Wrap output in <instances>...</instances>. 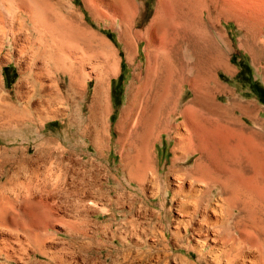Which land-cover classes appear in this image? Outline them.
<instances>
[{
    "label": "rangeland",
    "instance_id": "374dc122",
    "mask_svg": "<svg viewBox=\"0 0 264 264\" xmlns=\"http://www.w3.org/2000/svg\"><path fill=\"white\" fill-rule=\"evenodd\" d=\"M114 1L117 0L109 3ZM122 1L124 6L130 2ZM133 2L137 12L133 30L142 34L156 3ZM200 4L195 13L187 16L183 8L177 14L179 27L181 23L180 28L188 27L189 36L185 31L174 46L170 44V34L157 36L162 47L151 48L160 55H154L157 62L160 60L155 64L153 55L150 63L146 61L144 40L134 42L135 55L128 62L118 35L119 23L100 21L102 13L111 14V8L98 5V10L93 11L85 8L81 0H15L14 22L19 24L22 20L24 28L17 30L13 39L8 33L0 36V264L218 263L209 249L201 254L200 248L206 243L201 242L203 239L191 230L177 228L181 209L192 210V188L201 190V182L190 177L196 155L183 154L176 145L191 126L201 131L208 126L190 123L187 112V127L176 118L184 106L213 117L216 105H231L237 121L224 116L221 119L245 134L257 128L258 141L241 136L238 146L244 161L258 163L255 166L264 171V131L249 120L264 122V34L256 36L259 27L245 30L231 19L218 23L222 14L213 9L214 5ZM204 30L212 33L221 53L205 42ZM217 31L222 38L216 35ZM91 70L94 72L89 74ZM95 74L103 78L98 85L101 89L95 83ZM161 82L171 88L173 111L155 117L158 123L153 119L143 123L140 112L144 107L150 111L155 106ZM123 110L131 114L127 121ZM121 116L124 122L119 121ZM144 131L150 134L144 135ZM262 175L255 179L258 184L254 182L257 191L264 186ZM178 178L184 183L182 191H178ZM238 180L232 194L234 205L238 211L257 214L259 225L264 222V193L259 194L264 187L252 193L249 190H254V186L248 190L253 185L251 180ZM214 184L220 188V184ZM7 201L11 204L7 205ZM243 220L244 217L241 223ZM209 221L215 222L211 218ZM240 230L245 235L250 232L248 228ZM246 242L242 246L247 247ZM210 245L208 242L206 247ZM261 248L264 254V244ZM251 252L258 259L257 253ZM220 259V264H224ZM239 261L240 258L236 263Z\"/></svg>",
    "mask_w": 264,
    "mask_h": 264
},
{
    "label": "bare ground",
    "instance_id": "6f19581e",
    "mask_svg": "<svg viewBox=\"0 0 264 264\" xmlns=\"http://www.w3.org/2000/svg\"><path fill=\"white\" fill-rule=\"evenodd\" d=\"M29 2V0H27ZM111 0H81L83 6L85 8H89V9H93L94 10H98V5L103 6L104 8H111V14L107 15L105 12L104 14L102 13V19H100V21H109L111 22V24L113 25L114 23L118 24L120 26V30H119V38L121 43L123 44L124 47V51L126 54V59H128V62L130 61L131 63V59L134 58L135 55V48H134V42L139 43L140 41L144 40L145 41V53H146V61H150V59L152 58L151 56L154 55L156 56V58L160 55L155 54L154 52H152L151 48H154L155 46H159L160 48L162 47L161 43H157V36L161 35H171L172 38L170 39V44L171 46H174V43H176L177 39L181 36V34L183 35L184 32L185 34L188 32L186 28H180L179 27V22H178V16L177 14L179 12H181L183 10V8H185L187 10V16L188 14L191 13H195L196 12V8L197 5H199L200 3L203 4V7L205 4H210L211 6L214 5L213 9H217V12H219V14H222L219 18H218V23H220L223 19L225 21V19L229 20L231 19L232 21H235L240 27H243V29L245 28V30H252V28L255 27V29L257 30V27H259L258 29V34L256 36H260L262 33L264 34V0H154V2L156 3L154 7V14L151 18V20L149 21V24H147V28L146 31L142 34H138L137 32H135L133 30V27L135 25L136 22V17H137V12H136V5L133 2V0H130L129 4H126L124 6L123 1L122 0H117L114 1V3L110 4ZM113 1V0H112ZM20 2V1H19ZM37 2V1H36ZM126 2V1H125ZM21 3V2H20ZM19 4V3H18ZM30 4V3H29ZM41 4V3H40ZM31 5V4H30ZM61 5V4H59ZM201 5V4H200ZM199 5V6H200ZM13 6L11 5L9 6V10L13 11ZM29 6V5H28ZM33 6V5H32ZM41 6V5H40ZM198 6V7H199ZM19 7V6H17ZM201 7V6H200ZM29 8H33V7H29ZM207 8V6H206ZM21 9V7H20ZM37 9V8H36ZM88 9V10H89ZM209 9V8H208ZM33 10V9H32ZM207 10V9H205ZM208 11V10H207ZM212 11V10H209ZM214 11V10H213ZM33 12V11H32ZM37 12V11H36ZM73 12V11H72ZM31 13V12H30ZM41 13V12H40ZM40 13L38 14V17L40 15ZM202 13V12H201ZM200 13V15H202ZM33 14V13H31ZM35 14V13H34ZM184 15V13H182ZM185 14V15H186ZM198 14V13H197ZM204 14V11H203ZM210 14V13H209ZM36 15V14H35ZM34 15V16H35ZM42 15V14H41ZM74 16V14H72ZM194 15V14H193ZM46 16V15H45ZM180 16V15H179ZM182 16V15H181ZM192 16V15H191ZM195 16V15H194ZM29 17V16H28ZM37 17V18H38ZM41 17V16H40ZM76 17V16H75ZM211 17L212 16H208ZM215 17V16H214ZM0 18H3L2 14H0ZM20 18V17H19ZM18 18V19H19ZM31 18V17H30ZM36 18V17H35ZM51 18V17H50ZM150 18V17H149ZM33 19V18H32ZM79 19V18H78ZM180 19V17H179ZM185 19V18H184ZM196 19V18H195ZM256 19V21H255ZM15 20H17L15 18ZM24 20V19H23ZM46 20V19H45ZM49 20V19H47ZM191 20V19H190ZM214 20V19H213ZM252 20V21H251ZM254 20V22H253ZM19 21V20H17ZM51 21V20H49ZM194 21V20H193ZM192 21V23H193ZM210 21V20H209ZM36 22V21H35ZM97 22V21H96ZM186 22V21H185ZM195 22V21H194ZM197 22V21H196ZM251 23V25H249L248 23ZM24 22H22V20L19 21V24L14 22V18L11 21H8L7 19H5V24L7 27L10 28V31L8 32L9 37H11L12 39L14 37H16V31H22L24 28L23 25ZM191 23V22H190ZM211 24V26L215 27L214 24H212L211 22H209ZM215 23V20H214ZM187 24V23H185ZM205 24V23H204ZM26 25V24H25ZM53 25V24H52ZM115 25V24H114ZM188 25V24H187ZM191 25V24H190ZM188 25V26H190ZM206 25V24H205ZM244 25V26H243ZM254 26V27H253ZM206 29V28H205ZM244 30V32H245ZM205 35H204V39L205 42L210 43V45H212V47H214L215 50H217L218 52H222L221 49L218 47V45L216 44L217 40L213 39V35H211L212 33L209 31H205ZM249 32V31H248ZM256 32V31H255ZM203 33V32H202ZM253 33V32H252ZM249 32V34H252ZM26 34V33H25ZM199 34V33H198ZM254 34V35H255ZM7 35V36H8ZM187 35L189 36V34L187 33ZM186 35V36H187ZM217 36H220L222 38V34L220 32H216ZM253 35V34H252ZM19 36V35H18ZM255 36V37H256ZM4 37V36H3ZM51 37V36H50ZM247 37V36H246ZM191 38V37H190ZM8 39V38H7ZM11 39V40H12ZM219 39V37H218ZM16 40V39H15ZM220 40V39H219ZM93 41V40H92ZM183 40H181L182 43ZM202 41V40H201ZM200 41V42H201ZM204 41V40H203ZM222 41V39H221ZM98 42V41H97ZM198 42V41H196ZM262 44L264 43V40L262 41ZM13 43V42H12ZM180 43V44H181ZM204 43V42H203ZM224 43V42H223ZM48 44V43H47ZM255 44V43H254ZM98 45V44H97ZM201 45V44H200ZM78 46V45H76ZM86 46V44H85ZM166 46V45H164ZM170 46V45H168ZM203 46V44H202ZM208 46V45H207ZM228 46V45H227ZM247 46V45H246ZM14 47V46H13ZM87 47V46H86ZM253 47V46H252ZM81 47H79L80 49ZM90 48V47H87ZM186 48V47H185ZM259 48V47H258ZM82 49V48H81ZM85 49V48H84ZM82 49V50H84ZM92 49V48H91ZM143 49V51H144ZM167 49V48H166ZM187 49V48H186ZM86 50V49H85ZM207 50V49H206ZM253 50V49H252ZM76 51V48L75 50ZM92 51V50H91ZM196 51V50H195ZM258 51V49H257ZM212 52V51H211ZM77 53V52H75ZM108 53V52H107ZM203 53V52H202ZM258 53V52H257ZM83 54V53H82ZM95 54V53H93ZM261 54V53H260ZM92 55V54H91ZM116 55V54H115ZM163 55V54H162ZM201 55V54H200ZM220 55V54H219ZM258 55V54H257ZM33 56V55H32ZM87 56V55H85ZM202 56V55H201ZM215 56V54H214ZM213 56V57H214ZM89 57V55H88ZM208 57V56H207ZM217 57V56H216ZM90 58V57H89ZM155 58V59H156ZM211 58V57H210ZM116 59V58H115ZM130 59V60H129ZM204 59V58H203ZM212 59V58H211ZM35 60V59H34ZM103 60V59H102ZM158 59L154 60L153 63H158L157 62ZM213 60V59H212ZM216 60V59H215ZM91 61V60H90ZM117 61V60H116ZM209 61V60H208ZM76 62V61H75ZM151 62V61H150ZM149 62V63H150ZM205 62V61H204ZM215 62V61H214ZM221 62V61H220ZM79 63V62H77ZM104 63V62H103ZM216 63V62H215ZM215 63L212 62V64L216 65ZM64 64V63H63ZM106 64V63H105ZM162 64V63H161ZM227 64V63H226ZM71 65V64H70ZM148 66V64H146ZM208 65V64H207ZM210 65V64H209ZM63 66V65H62ZM79 66V65H78ZM102 66V65H101ZM155 66V65H154ZM157 66L159 67V64H157ZM217 66V65H216ZM225 66V65H224ZM69 67V65H68ZM103 67V66H102ZM105 67V66H104ZM110 67V66H109ZM70 68V67H69ZM226 68V66H225ZM44 69V68H43ZM66 69V68H65ZM104 69V68H103ZM111 69V68H110ZM227 69V68H226ZM31 70V69H30ZM72 70V68H71ZM94 70V69H93ZM91 70V72H89V74H92L94 71ZM107 70V69H106ZM229 70V67L227 69V71ZM68 71V70H66ZM48 72V71H47ZM58 72V71H57ZM116 72V71H115ZM206 72V71H205ZM208 72V71H207ZM49 73V72H48ZM68 73V72H67ZM84 73V72H83ZM108 73V72H107ZM112 73V72H111ZM203 73V72H202ZM228 73V72H227ZM30 74V73H29ZM23 75V74H22ZM85 76V74H84ZM90 76V75H89ZM88 76V78H89ZM95 83L97 86L101 83L102 80H100V78L95 74ZM208 76V75H207ZM52 77V76H51ZM70 77V75H69ZM201 77V76H200ZM41 78V77H40ZM85 78V77H84ZM107 78V76L105 77ZM168 78V77H167ZM206 78V77H205ZM208 78V77H207ZM48 79V78H47ZM52 79V78H51ZM103 79V78H101ZM166 79V78H165ZM188 79V78H187ZM212 79V78H211ZM213 80V79H212ZM189 81V80H188ZM216 81V80H215ZM34 82V81H33ZM106 82V81H105ZM145 82V81H144ZM143 81L141 82V87H143ZM174 82V81H173ZM183 82V81H182ZM193 82V81H192ZM195 82V81H194ZM214 82V81H213ZM27 83V82H26ZM53 83V82H52ZM73 83V82H72ZM172 83V82H171ZM74 84V83H73ZM160 84V90H156V104L153 108H151L150 111L147 110V108H142V111L140 112V116H141V120L144 121L146 119H153V121L155 119V117L159 116L160 114H163V112H165V114H167V112H172L173 111V104H171L170 102V94H171V88L170 86L167 84L164 85V82L159 83ZM177 84H178V80H177ZM46 85V84H45ZM55 85V84H54ZM57 85V84H56ZM76 86L80 87L79 84H75ZM35 86V84H34ZM69 86V85H68ZM100 86V85H99ZM98 86V87H99ZM196 86V85H195ZM52 87V86H51ZM50 87V89H51ZM35 88V87H34ZM46 88V87H45ZM48 88V87H47ZM46 88V89H47ZM56 88V86H55ZM100 88V87H99ZM54 88H52L53 90ZM74 89V88H73ZM79 89V88H78ZM97 89V88H96ZM101 89V88H100ZM99 89V90H100ZM218 89V88H217ZM38 90V89H37ZM131 91V88L129 89ZM36 91V89H35ZM54 93H57V91L54 89L53 90ZM56 91V92H55ZM139 91H141L139 89ZM176 91V90H175ZM206 91V90H205ZM32 92V90H31ZM38 92V91H37ZM51 92V91H50ZM97 91H95L94 93L96 94ZM100 92V91H99ZM22 93V92H21ZM44 93V92H43ZM93 93V95H95ZM32 94V93H30ZM38 94V93H37ZM41 94V93H40ZM60 94V92H59ZM28 95V94H27ZM47 95V93H46ZM50 95V94H49ZM56 95V94H55ZM58 95V94H57ZM80 95V94H79ZM29 96V95H28ZM51 96V95H50ZM100 96V95H99ZM30 97V96H29ZM33 97V96H32ZM49 97V96H48ZM53 97V96H52ZM57 97V96H56ZM40 98V95H39ZM50 98V97H49ZM60 98V97H59ZM48 99V98H47ZM57 100V99H56ZM29 101V100H28ZM50 101V100H49ZM104 101V100H103ZM47 102V101H46ZM45 102V103H46ZM52 101H50L51 103ZM63 102V101H62ZM49 103V104H50ZM53 103V102H52ZM55 103V102H54ZM72 104V103H71ZM184 104V103H183ZM182 104V105H183ZM93 105V104H92ZM136 106V104H133ZM187 105V104H186ZM233 105V104H232ZM236 105V104H235ZM103 106V105H102ZM184 106V105H183ZM213 108V117L211 116H205L203 115V113L200 110H196L193 108H183L182 113L178 112L179 114L177 115V120L180 119V122H182V125L187 127V122L188 120V116H190L191 121L190 123L193 124H197V125H201V126H208L207 128H205V130L201 131L198 129H195L193 126H191L189 129H187V132L185 134V136L181 137L178 141V144L176 145V148L181 150L183 154H187L192 152L193 155H196V160L194 161V165H193V172L191 174V178L192 180H196V181H200L202 184H204V186L201 185V190L199 189H193L192 188V192L195 194L194 195V200L192 203V210L190 211H185L182 210L181 211L183 213L180 212V219L177 221L178 225L177 228L179 227H183V229L185 230V232H187L188 230H191V232L193 233V235L197 236V238H201V240L203 239V241L201 242H206L204 245L205 246H201L200 248V252L201 254H203V252L205 251V249H209L207 250L210 254H213L214 259L218 262L217 264H220L221 259L223 258V261L225 262L224 264H237L236 261L240 258V261L238 264H264V254H263V250H262V246L264 244V222H260V224L258 225L257 220H256V215L250 211H238L237 208L234 205V195H232L235 191H236V184L238 183L240 180L238 179H246L248 180L247 182H249L250 180L253 182L252 186L248 187L249 189H252V187L256 184H258L259 182H255V179L258 178V176L262 175V173L264 172L262 170V167L260 166L261 169L258 168V164L257 166H255V164L251 163V162H247L244 161L242 159V154L240 153L239 150V137L243 136L245 137V139H249V140H259V135L256 131H249L247 132V134H245L244 132H240L239 130H237L236 128L230 126L229 121L227 122H223V120L221 119L222 116L227 117L232 120H236L235 117H233L231 108V105H227L225 107L223 106H218ZM234 106V105H233ZM22 107V106H21ZM52 106H50L51 108ZM57 107V106H56ZM60 107V106H58ZM91 107V106H90ZM139 107V106H138ZM187 107V106H186ZM141 108V107H139ZM103 109V108H102ZM129 109V108H128ZM52 110V109H51ZM54 110V109H53ZM52 110V111H53ZM65 110V109H64ZM48 111V110H47ZM51 111V112H52ZM55 111V110H54ZM72 111V110H71ZM101 111V110H100ZM124 111V110H123ZM128 111V110H127ZM131 111V110H129ZM128 111V112H129ZM139 112V109H138ZM188 116H187V113ZM252 112V111H251ZM61 113V112H60ZM125 113V111H124ZM124 113L122 112V115H124ZM174 113V112H173ZM53 114V113H52ZM101 114V113H100ZM107 114V113H106ZM126 114V113H125ZM133 114V113H132ZM139 114V113H138ZM59 115V114H58ZM90 115V114H89ZM127 115V114H126ZM129 115V113H128ZM128 115L126 116V121L130 118H128ZM131 115V114H130ZM129 115V116H130ZM28 116V115H27ZM56 116V115H55ZM92 116V115H91ZM164 116V115H163ZM166 116V115H165ZM51 117V116H50ZM89 117V116H88ZM94 117V116H93ZM122 117V116H121ZM137 117V114L136 116ZM161 117V116H160ZM176 117V116H175ZM45 118V117H44ZM96 118V117H95ZM124 117L120 118V120H122ZM133 118V117H132ZM167 118V117H166ZM125 119V118H124ZM165 119V118H164ZM46 120V119H45ZM90 120V119H89ZM101 120V119H100ZM162 120V119H161ZM249 120H251L253 123H258L259 128H261L262 131H264V122H258L256 119L254 118H250ZM91 121V120H90ZM118 121V122H119ZM123 121V120H122ZM134 121V120H133ZM140 121V120H139ZM231 121V120H230ZM237 121V120H236ZM72 122V121H71ZM100 122V121H98ZM124 122V121H123ZM122 122V123H123ZM127 123V122H126ZM129 123V122H128ZM133 123V122H132ZM143 123H146L145 121ZM142 123V124H143ZM156 123H158L156 121ZM236 123V122H235ZM12 124V123H10ZM87 124V123H86ZM119 124V123H118ZM125 124V123H124ZM140 124V125H142ZM149 124V123H148ZM150 124H152V126L154 127V124L151 122ZM149 124V125H150ZM172 124V122H171ZM180 124V123H179ZM17 125V124H16ZM96 125V124H95ZM101 125V124H100ZM126 125V124H125ZM146 125V124H145ZM168 125V123H167ZM15 126V124H14ZM42 126V125H41ZM135 126V125H134ZM133 126V127H134ZM143 126V125H142ZM142 126H140L142 128ZM150 126V127H152ZM162 126V123L161 125ZM182 126V127H183ZM25 127V126H23ZM36 127V126H35ZM105 127V126H104ZM107 127V126H106ZM117 127V125H116ZM120 127V126H118ZM122 127V126H121ZM128 127V126H127ZM147 127V126H145ZM152 127V128H153ZM157 127V126H155ZM168 127V126H166ZM185 127H183L185 129ZM193 127V128H192ZM18 128V127H17ZM160 128V127H159ZM164 128V126L162 127ZM161 128V129H162ZM201 128V127H200ZM242 128V127H241ZM250 128V127H249ZM258 128V129H259ZM6 129V128H5ZM8 129V128H7ZM85 129V128H84ZM122 129V128H121ZM143 129V128H142ZM151 131V128H148ZM148 129L146 131H148ZM158 129V128H157ZM157 129H155V132L157 131ZM246 129V128H245ZM2 130V129H1ZM87 130V129H86ZM118 130V129H117ZM138 130V128H137ZM145 130V129H144ZM153 130V129H152ZM168 130V129H166ZM247 130V129H246ZM244 130V131H246ZM129 131H131V129H129ZM128 131L127 134H129L130 132ZM146 131L142 132L146 133ZM148 131V132H150ZM186 131V130H185ZM123 132V131H122ZM136 132V131H135ZM152 132V131H151ZM154 132V134H155ZM157 132H161L160 129H158ZM164 132V131H162ZM29 133V132H28ZM132 133V132H131ZM131 133L129 134L131 136ZM138 133V132H137ZM141 133V132H140ZM185 133V132H184ZM5 134V133H4ZM10 134V133H9ZM82 134V133H81ZM147 135H149L150 133H146ZM183 134V133H182ZM128 135V136H129ZM143 135V136H144ZM146 135V136H147ZM174 135V134H173ZM261 135V134H260ZM91 137V136H90ZM122 137V136H121ZM133 137V136H132ZM131 137V138H132ZM141 137V135H140ZM145 137V136H144ZM152 137V133L149 137H147L149 140V138ZM154 137V136H153ZM142 138V137H141ZM126 139V138H125ZM135 139V138H134ZM30 140V139H29ZM94 140V139H93ZM107 140V139H106ZM121 140V139H120ZM120 140H118L119 142H121ZM129 140V139H128ZM143 140V139H141ZM145 141H147L146 139H144ZM151 140V139H150ZM115 141V142H118ZM131 141V140H130ZM137 141V140H136ZM262 141V140H261ZM263 142V141H262ZM130 145L131 143L128 142ZM137 143V142H136ZM144 143V142H143ZM147 144V143H146ZM92 145V144H91ZM263 145V144H262ZM141 146V145H140ZM148 146V145H147ZM13 147V146H12ZM132 147V146H131ZM130 147V148H131ZM137 147V146H136ZM175 147V146H173ZM263 147V146H262ZM135 148V147H134ZM140 148V147H139ZM142 148H144L142 146ZM175 148V150H176ZM249 148V147H248ZM43 149V148H42ZM137 149V148H136ZM173 149V148H172ZM4 150V149H3ZM178 150V151H179ZM262 150V149H261ZM264 150V149H263ZM262 150V151H263ZM180 151V152H181ZM250 151V150H249ZM119 152V151H118ZM174 152V150H173ZM243 152V151H242ZM254 152V151H253ZM44 153V152H43ZM245 153V152H244ZM243 153V154H244ZM39 154V153H38ZM127 154L129 155V153L127 152ZM181 154V153H180ZM182 154V155H183ZM191 154V153H190ZM262 154V152L260 153ZM148 155V154H147ZM146 155V157H147ZM4 156V155H3ZM11 156V155H10ZM133 156V155H131ZM137 156V155H135ZM244 156V155H243ZM264 156V155H263ZM263 156H261L263 158ZM22 157V155H21ZM42 157V156H41ZM128 157V156H126ZM142 157V156H141ZM176 157V155H175ZM4 158V157H3ZM178 158V156H177ZM177 158H175L174 160L177 161ZM132 159V158H131ZM182 159V158H181ZM180 159V160H181ZM10 160V159H9ZM12 160V159H11ZM10 160V161H11ZM133 160V159H132ZM254 160V159H253ZM52 161V160H50ZM135 161V160H133ZM179 161V160H178ZM20 162V161H19ZM144 162V161H143ZM141 160V163H143ZM175 162V161H173ZM172 162V163H173ZM182 162V161H181ZM255 162V161H254ZM262 162V161H261ZM11 163V162H10ZM24 163V162H23ZM127 163V162H126ZM139 162V164H141ZM176 163V162H175ZM15 164V163H14ZM20 164V163H19ZM22 164V163H21ZM25 164V163H24ZM132 164H134L132 162ZM11 165V164H10ZM129 165V164H128ZM143 165V164H142ZM141 165V166H142ZM264 165V164H263ZM130 166V165H129ZM133 166V165H132ZM135 166V164H134ZM150 166V165H149ZM26 167V166H25ZM127 167V166H125ZM132 168V167H131ZM144 168V167H143ZM142 168V169H143ZM173 168V167H172ZM186 168V167H185ZM264 168V167H263ZM13 169V168H12ZM146 169V168H145ZM20 170V169H19ZM140 170V169H139ZM185 170V169H184ZM17 171V170H16ZM144 171V170H143ZM263 171V172H262ZM20 172V171H19ZM22 172V171H21ZM186 172V170H185ZM262 172V173H261ZM13 173V172H12ZM151 173V172H150ZM177 173V172H176ZM181 173V172H180ZM14 174V173H13ZM18 174V173H17ZM153 174V173H152ZM264 174V173H263ZM128 175V174H127ZM146 175V174H145ZM9 176V175H8ZM188 176V177H189ZM264 175H262L263 177ZM16 177V176H15ZM133 177V176H132ZM186 175V178H188ZM189 177V178H190ZM261 177V178H262ZM180 178V177H179ZM178 178V180H179ZM185 178V179H186ZM9 179V178H8ZM16 180V179H15ZM176 181L179 185L178 187V191H182V186L184 185L183 181L180 179L179 181ZM191 180V181H192ZM261 180V179H260ZM263 180V179H262ZM12 181V179H11ZM189 182V181H187ZM254 182L256 184H254ZM12 182H9V184ZM194 183V182H192ZM214 183L220 184V188L215 186ZM241 183V182H240ZM246 183V182H245ZM16 184V181H15ZM31 184V183H30ZM242 184V183H241ZM262 184H264L262 182ZM6 185V184H5ZM11 185V184H10ZM26 185V184H25ZM29 185V184H28ZM190 185V184H189ZM198 185V186H200ZM240 185V184H238ZM249 185V184H248ZM247 185V186H248ZM9 186V185H8ZM16 186V185H15ZM31 186V185H30ZM263 186V185H262ZM259 186L258 191L261 189ZM1 187V186H0ZM5 186H3L4 188ZM17 187V186H16ZM191 187V185H190ZM203 187V188H202ZM245 187V186H244ZM256 187H258L256 185ZM255 187L254 190H249V192H254L257 191V188ZM264 187V186H263ZM262 187V188H263ZM6 188V187H5ZM11 188V187H10ZM18 188V187H17ZM27 188V187H26ZM29 188V187H28ZM27 188V189H28ZM239 188V187H238ZM241 188V186H240ZM246 188V187H245ZM14 189V187H13ZM26 189V190H27ZM35 189V188H34ZM3 190V189H2ZM6 190V189H5ZM3 190V191H5ZM1 191V190H0ZM11 191V190H10ZM37 191V190H36ZM234 191V192H233ZM257 191V192H258ZM264 191V190H263ZM260 192L259 194H262L264 192ZM6 192V191H5ZM9 194V191H7ZM28 192V191H27ZM242 192V191H241ZM252 192V193H253ZM256 192V193H257ZM2 193V192H1ZM11 193V192H10ZM30 193V192H29ZM240 193V192H238ZM245 193V192H244ZM256 193L252 194L255 195ZM16 195V194H15ZM252 195H250V197H252ZM258 195V194H257ZM256 195V196H257ZM264 195V194H263ZM13 196V195H12ZM182 196V195H181ZM215 197V199H213V201H211V197ZM246 196V195H245ZM16 197V196H15ZM5 198V197H4ZM8 198V197H7ZM6 198V199H7ZM19 198V197H18ZM257 198V197H256ZM264 198V196H263ZM16 199V198H15ZM185 199V198H184ZM5 200V199H4ZM261 200V197H260ZM264 200V199H263ZM13 201V200H12ZM181 201V200H180ZM249 201V200H248ZM252 201V200H250ZM5 202V201H4ZM18 202V201H16ZM183 202H185L183 200ZM183 202L181 201V203L183 204ZM187 202V201H186ZM191 201L189 200L188 204ZM1 203V201H0ZM11 204V201H7V205ZM14 204V203H12ZM186 204V203H185ZM5 205V203H4ZM6 205V206H7ZM181 206V205H180ZM178 207V211L179 209L182 207ZM191 206V205H190ZM5 207V206H4ZM186 207V206H185ZM248 207V206H247ZM190 209V208H189ZM240 209V208H239ZM256 213V212H255ZM234 215V216H233ZM242 217H244V222L241 223V219ZM214 219V223L213 221L210 222L209 220ZM262 219V218H261ZM216 223V224H215ZM248 228L250 230L248 235L242 234L240 228ZM248 232V230H247ZM9 233V232H8ZM14 233V232H13ZM244 233V232H243ZM42 234V233H41ZM5 236V235H4ZM3 239V238H2ZM3 241V240H1ZM247 241V247L246 246H242L243 242ZM197 242V241H196ZM208 242L211 243L210 246L208 245ZM12 243V242H11ZM198 243V242H197ZM6 244V243H4ZM15 244V243H14ZM245 244V243H244ZM243 244V245H244ZM3 245V244H2ZM226 245H230L229 249H226ZM4 246V245H3ZM1 248V247H0ZM6 248V247H5ZM9 249V248H8ZM245 249V251H244ZM11 250V247H10ZM12 251V250H11ZM206 251V252H207ZM251 251H255L257 253V257L258 259H256V256H251ZM7 252V251H6ZM254 252V253H255ZM215 255V256H214ZM254 255V254H253ZM200 257V256H199ZM200 259V258H199ZM256 259V260H255ZM9 260V259H8ZM255 260V261H254Z\"/></svg>",
    "mask_w": 264,
    "mask_h": 264
},
{
    "label": "clouds",
    "instance_id": "9594fccd",
    "mask_svg": "<svg viewBox=\"0 0 264 264\" xmlns=\"http://www.w3.org/2000/svg\"><path fill=\"white\" fill-rule=\"evenodd\" d=\"M15 0H0V14L3 18H0V36H7L10 28L6 26L5 19L11 21L14 18V12L9 10V6L14 5ZM16 11H19L17 8Z\"/></svg>",
    "mask_w": 264,
    "mask_h": 264
}]
</instances>
